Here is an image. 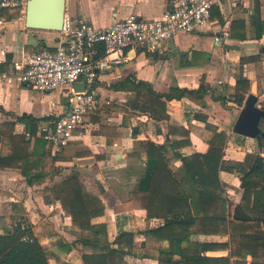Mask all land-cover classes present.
<instances>
[{"label":"crops","instance_id":"crops-1","mask_svg":"<svg viewBox=\"0 0 264 264\" xmlns=\"http://www.w3.org/2000/svg\"><path fill=\"white\" fill-rule=\"evenodd\" d=\"M169 5L170 0H66L65 14L107 27L114 10L120 17L135 14L143 20H157ZM0 15L4 20L0 25V72L11 69L24 54L55 47L59 31L27 27L26 7L18 13L3 9ZM262 26L264 0H225L212 9L208 25L182 33L156 51L138 52L129 64L101 74L94 83L102 100L100 108L85 117L74 139L56 154L40 131L53 115L66 110L67 98L62 91L41 93L0 84V124H14V134L31 140L34 157L49 164L54 159L55 168L51 178L30 185L20 168L0 167V234L21 224L46 247L49 264H88L86 256L95 255L94 251L79 241L82 232L74 229L72 218L48 190L75 170L86 190L105 206L104 215L93 223L107 226L112 247H118L116 240L121 233L133 235V241L124 247L129 264H177L179 253L165 251L170 247L164 238L167 232H149L161 229L165 219L148 218L133 198L146 167L145 158L133 152L134 142L150 140L171 148L173 141H188L167 155L172 170L182 165L181 159L172 157L176 151L192 172H200L203 166L198 154L208 152L214 133H225L224 168L219 174L225 190L223 201L217 200L215 208H204L212 214H193L196 222L183 234L188 235L190 244L203 246L202 257H228L230 264H264L263 181L252 178L247 193V186L242 185L257 157L264 162V143L234 131L250 94L257 96V106L264 108V33L257 37ZM216 36L223 40L218 43ZM252 57L258 59L242 61ZM127 79L146 81L159 94H168L171 89L196 91L202 85L207 91L164 98L171 119L156 120L152 109L136 102L131 91L114 88ZM239 79L250 81L242 104L234 99ZM2 147L0 141V154ZM119 172L125 180L118 184L112 178ZM235 215L240 219L233 221ZM235 248L238 257H232Z\"/></svg>","mask_w":264,"mask_h":264},{"label":"trees","instance_id":"trees-1","mask_svg":"<svg viewBox=\"0 0 264 264\" xmlns=\"http://www.w3.org/2000/svg\"><path fill=\"white\" fill-rule=\"evenodd\" d=\"M9 10H15L17 13L20 11L18 8ZM263 33L264 26L257 33V37H261ZM232 34L235 35V31H232ZM257 59V57H252L242 59V61ZM113 86L116 90L131 91L136 102L148 105L152 109L151 115L156 120L171 119L167 113V104L164 98L172 100L179 98L181 93L192 95L207 91L202 85L196 91L171 89L168 94H159L153 90L150 83L133 79H127ZM249 89L250 81L239 79L234 99L242 104ZM220 99L223 102L226 100V98ZM39 120L36 119L35 121ZM183 133L189 134V131L183 129ZM0 141L3 146L2 150H4L0 154V167L20 168L30 185L51 178L50 172L55 169L54 159H52V165V161L49 164L42 158H35L30 150L31 140L26 139L23 135L14 134V124H0ZM226 141L227 135L225 133H214L208 142V152L198 154L203 166V170L200 172H192L182 154L176 151L172 153V157L181 159L182 165L181 169L172 170L171 159L167 155L173 149H180L188 141H173L171 148L165 143L157 144L150 140H136L134 142L133 152L141 154L140 156L145 158L146 167L139 179L137 189L133 192V198L137 208L147 211L148 218L162 217L165 219L161 229L149 232L157 234L167 232V236L164 238L169 241L170 247L166 248L165 251L179 253L180 260L177 261V264H209L208 261L210 260L215 261L216 264H230L228 257H202L200 249L203 246L190 244L188 235L185 234L184 236L183 234L185 230H190V226L196 222L193 214L199 216L205 212L204 208H215L217 200L223 201L222 195L225 190L219 174L224 168L223 155ZM32 172L35 173L32 174ZM254 177L262 179L261 189L264 190V162L260 156L257 157L254 166L242 178V185L247 186L245 193L251 190L249 182ZM48 190L51 191L55 200L60 201L65 213L72 218L74 229L82 232L79 241L94 251L93 254L95 255L86 256V263L129 264L125 260L126 251L124 247L133 241V235L128 232L121 233L116 240L118 247H112L108 239L107 226L93 223V219L104 215L105 206L98 196L86 190L78 171L72 170L61 182ZM210 203H214L213 207ZM205 213L212 214L210 212ZM239 219L240 217L235 215L233 221ZM24 238L29 240L25 241ZM30 239L32 240L30 241ZM175 247H177L176 250ZM232 257H238L236 248L233 250ZM0 264H49V254L46 247L40 244L29 228L18 224L13 231L0 234Z\"/></svg>","mask_w":264,"mask_h":264},{"label":"built area","instance_id":"built-area-1","mask_svg":"<svg viewBox=\"0 0 264 264\" xmlns=\"http://www.w3.org/2000/svg\"><path fill=\"white\" fill-rule=\"evenodd\" d=\"M28 1L0 0V11L24 9ZM224 1L170 0L157 20H143L135 14L120 17L114 10L107 27L65 14L55 47L24 54L11 69L0 72V84L64 93L66 110L53 115L40 131L56 154L74 139L85 117L100 108L102 100L94 87L97 77L129 64L138 52L156 51L178 35L208 25L212 9ZM3 23L0 15V25ZM215 40L220 43L223 38L216 36ZM81 81H85V90L77 91L75 85Z\"/></svg>","mask_w":264,"mask_h":264},{"label":"water","instance_id":"water-1","mask_svg":"<svg viewBox=\"0 0 264 264\" xmlns=\"http://www.w3.org/2000/svg\"><path fill=\"white\" fill-rule=\"evenodd\" d=\"M66 13V0H29L26 6V25L29 28L60 31ZM77 91L85 90V83L75 85ZM258 97L250 94L235 123L238 134L256 138L264 143V108L258 107Z\"/></svg>","mask_w":264,"mask_h":264},{"label":"rangeland","instance_id":"rangeland-1","mask_svg":"<svg viewBox=\"0 0 264 264\" xmlns=\"http://www.w3.org/2000/svg\"><path fill=\"white\" fill-rule=\"evenodd\" d=\"M61 91V90H60ZM63 94V96H64V93H62ZM65 98V97H64ZM66 99V98H65ZM105 176H111L110 174L109 175H105ZM113 180H115V182L116 183H123V180H125L124 179V174L123 173H121V172H119V174H115V178H112Z\"/></svg>","mask_w":264,"mask_h":264}]
</instances>
